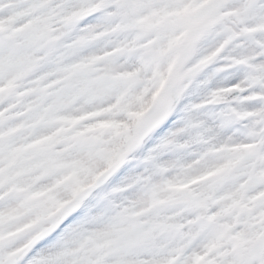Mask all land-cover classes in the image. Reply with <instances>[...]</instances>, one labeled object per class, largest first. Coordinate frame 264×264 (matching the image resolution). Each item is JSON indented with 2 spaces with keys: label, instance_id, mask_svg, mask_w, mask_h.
<instances>
[{
  "label": "snow or ice",
  "instance_id": "6c2138e0",
  "mask_svg": "<svg viewBox=\"0 0 264 264\" xmlns=\"http://www.w3.org/2000/svg\"><path fill=\"white\" fill-rule=\"evenodd\" d=\"M0 264H264V0H0Z\"/></svg>",
  "mask_w": 264,
  "mask_h": 264
}]
</instances>
